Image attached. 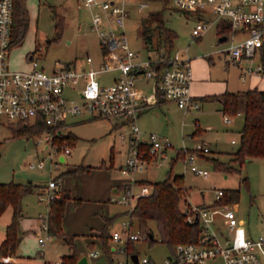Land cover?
Here are the masks:
<instances>
[{"label":"rangeland","instance_id":"374dc122","mask_svg":"<svg viewBox=\"0 0 264 264\" xmlns=\"http://www.w3.org/2000/svg\"><path fill=\"white\" fill-rule=\"evenodd\" d=\"M115 1L120 2L121 0ZM126 1L129 12L125 19V36L129 46L139 54H145L142 34L143 16L151 10H161L164 25L175 32L173 48L187 47L192 67L194 68L197 63L202 72L197 78L208 84L201 89L207 90L208 93H204L206 91H195V93L215 94L226 89L238 90L254 85H264V72L250 74L242 80L239 76V67L234 63L225 62L221 49L227 41L218 40L219 33L215 26H211L200 37L192 38L191 28L197 18L199 16L208 17L213 13L204 10L186 11L173 5L172 0H148V4L141 9L137 8L138 0ZM25 3L29 9L28 29L23 38L10 48L9 66L28 69L32 57L38 61L40 67L51 71L61 65L74 68L75 62L84 61L86 55H90L94 63L101 60V46L96 32L91 28L90 10L79 0H25ZM112 74V71H106L99 76L109 82ZM167 106L168 111H163L165 105L147 109L138 119L139 126L141 129L167 136L173 142L174 147L185 144L190 149L196 141L205 142L209 151L204 155L198 154L195 161L197 165L206 168L209 174L203 176L185 169L181 158H178L173 162L172 167L170 159L163 160L157 165L151 163L147 170L138 172L137 176L146 174L147 179L159 180L166 176L170 167L174 173L182 174L184 189L179 201L182 209L197 202L222 204L224 203L223 198L215 199L214 190L217 187L238 188L237 200L235 202L225 201V203L233 206L239 223L244 226L247 233L253 237L264 236V158L246 159L241 164L239 173L215 169L210 158L217 157L222 161H230L231 152L238 144L242 116L237 113L228 114L230 121H225L224 114L219 109L220 102L214 98L202 100L199 109L185 114L182 109L173 104ZM109 119L113 118L98 116L75 122L70 128L79 137L71 144V150L65 154L64 161L58 160L57 151H52L48 146L45 147L44 139L38 141L43 137L40 132L16 133L13 129L15 125L10 126L9 123H5V120L0 121V181L27 182L30 180L34 186L21 198L19 225L22 235L14 254L8 260L27 264H55L62 254L69 252V244L59 235L49 232L50 236L44 242L38 241V236L44 237L46 234L40 225V216L46 215L48 203L46 200H39L36 190L46 184L50 178H56L61 171L75 164L89 165L88 170L63 176V183L71 195L66 200V226L75 229L80 227L78 217L81 213L83 216L86 215L89 205L86 203L81 208V213H76L73 209L72 195L80 192L79 195L90 196L96 189L104 190L101 188L104 179L110 181L111 184L116 181H125L127 174L115 166L119 160H124V153L116 148L113 162H109L110 145L114 141L116 147L119 146L118 131L108 132ZM196 122L198 130L197 128L194 130ZM193 130L194 134L191 135ZM232 137L234 142L230 140ZM168 155L171 158L174 157L176 150H168ZM38 159H43V166H28L29 161ZM102 159H105V164L109 165L108 171H103L104 173L99 169ZM244 175L247 176L246 182L241 180V176ZM62 187L61 184L58 189ZM137 188L136 185L135 189ZM109 194L111 195V192ZM112 200L114 202L108 201L107 203L111 209L125 206L127 209L124 211L129 210L127 204L118 203L113 198ZM104 209L106 211V208ZM124 211L119 212L115 217L110 227L111 231L113 227H120L121 222L129 218V214ZM11 215L10 206H7L0 214V243ZM97 216L99 217V214ZM136 224V220L133 219V230L136 229ZM151 224L154 226L153 221ZM62 229L65 230L63 222ZM154 232L156 233L155 229ZM142 236L132 242L138 256H148L154 263L164 264L171 247L159 240L150 243L145 234ZM73 240L78 249L86 250L90 264H107L99 243L95 242L93 246L87 245L85 236L82 234H74ZM110 242L111 245L115 243L112 239ZM92 249L97 250L96 255L88 252ZM113 260L115 264L119 260L125 261V255L113 252ZM261 261L264 264V255L261 256ZM127 264H132V262L128 260ZM205 264H223V261L221 257H215L208 259Z\"/></svg>","mask_w":264,"mask_h":264},{"label":"built area","instance_id":"2783aa9c","mask_svg":"<svg viewBox=\"0 0 264 264\" xmlns=\"http://www.w3.org/2000/svg\"><path fill=\"white\" fill-rule=\"evenodd\" d=\"M79 1L90 10L91 28L101 46V61L93 65L92 57L86 55L82 67L61 65L47 71L32 57L28 69L9 66L14 0H0V121L13 125L41 121L44 124L40 131L43 137L38 141L44 139L45 147L62 154L63 160H58L64 161L71 146L58 143L55 137L67 132V117L123 118L127 130L119 134L126 143V157L119 169L127 174V178L125 186L113 199L127 204L128 208L139 195L149 192L147 184L135 183L137 173L146 170L150 161L160 164L171 159L168 155L170 149L176 152L183 150L181 160L185 169L207 176L209 171L195 161L198 154L209 151L205 142L196 141L190 149L185 144L174 147L167 136L144 131L138 123L142 110L159 103L157 95L175 102L183 112L200 107L199 99L190 91L192 72L189 55L181 48L166 51L161 47L154 55L146 52L141 55L134 51L125 36V19L129 12L126 0ZM172 3L190 12L204 10L213 13L197 18L192 24L191 36L196 39L215 26L218 37L226 36L227 44L221 49L223 58L227 64L234 63L239 67L242 80L250 74L264 72V0H172ZM147 4L148 0H138L137 8ZM113 70L118 74L110 82L106 83L99 77L101 73ZM139 79L152 80L151 93L138 86ZM224 120L230 121L228 114H224ZM43 165V159L28 162L29 167ZM60 185L61 178H50L36 190L39 200H46L49 205ZM214 192L215 199H219L224 188L217 187ZM183 210L188 221L197 216L201 235L196 241L176 242L164 264H205L215 257H221L223 264H262L264 236L248 235L229 203L192 204ZM40 217V225L46 231L44 237L38 236L42 243L50 233L47 213ZM132 226L129 216L111 232V239L115 242L111 249L125 255V261L119 260L117 264H127L128 260L133 264L130 253L126 251V243L129 239L143 236ZM120 242L122 244L119 245ZM96 252L95 249L90 251L91 254ZM9 258L10 254H6L3 260ZM138 264L156 263L148 256H138Z\"/></svg>","mask_w":264,"mask_h":264},{"label":"trees","instance_id":"16d2710c","mask_svg":"<svg viewBox=\"0 0 264 264\" xmlns=\"http://www.w3.org/2000/svg\"><path fill=\"white\" fill-rule=\"evenodd\" d=\"M13 24L11 46L19 42L28 29L29 13L25 0H14L13 3ZM146 53L154 55L161 47L166 51L173 49V29L164 25L161 10H151L143 16L142 30ZM264 59V53L263 57ZM68 67V66H67ZM202 99L214 98L220 102V109L223 114L240 113L242 115V125L239 129V139L237 147L231 152L230 161H222L217 157H210L214 168L225 172H240L241 164L248 158H264V89L256 86L239 89L224 90L220 93L206 94ZM10 126L12 124H9ZM44 127L41 121L34 123L20 122L14 126L16 133H38ZM198 130V126H196ZM196 130V132H197ZM194 134V133H193ZM77 135L67 130L66 133L55 137L58 143H67L71 146L77 139ZM183 150H178L176 155L170 159L171 167L176 159L182 158ZM109 162H113V153L110 151ZM106 160L102 159L99 164L104 167ZM167 171L164 178L150 180L147 178L136 179L137 184H147L149 192L146 195H139L127 212L136 220V230L140 234H145L149 242L159 240L165 242L173 249V245L178 241H196L201 235V225L199 222L189 223L186 219L185 211L179 206L181 194L183 192V175L174 173L172 168ZM87 164H75L70 168L61 171L56 178H62L65 174L88 170ZM242 181H247V176H241ZM124 187L125 184H122ZM32 182L20 181H0V214L10 206L12 215L5 228L4 237L0 243V264H27L15 260H3L6 254L13 255L20 241L22 230L19 225L20 203L24 193L33 189ZM70 193L65 188H60L54 197L49 201L47 211V228L51 234L59 235L69 244V252L62 254L55 264H77L80 251L73 240L72 233H67L62 229V218L67 198ZM223 202H235L238 198V188H224L221 196ZM79 198L75 199L78 202ZM119 212L103 216V224L97 232V239L101 250L105 256L107 264H115L113 260V250L111 249V225ZM121 213V212H120ZM154 222V226L151 222ZM154 229L156 233L154 232ZM151 232L152 236H149ZM156 234V236H155ZM133 240L126 243L128 253L135 252ZM92 244V243H91ZM90 244V245H91ZM176 264H188L180 262Z\"/></svg>","mask_w":264,"mask_h":264},{"label":"crops","instance_id":"0c3cea01","mask_svg":"<svg viewBox=\"0 0 264 264\" xmlns=\"http://www.w3.org/2000/svg\"><path fill=\"white\" fill-rule=\"evenodd\" d=\"M28 8V7H27ZM28 13H29V9H28ZM78 27H79V25H78ZM185 48H186V50H185ZM185 48H181L182 50H184L185 51V53H187L188 54V51H187V47H185ZM190 57V64H191V56H189ZM264 60V59H263ZM101 60L99 59L98 60V63L100 62ZM98 63H94L93 62V60H92V64L93 65H97ZM85 65V62L84 61H79V62H75V67H77V68H79V67H82V66H84ZM113 72V74L111 75V77L109 78V82L113 79V78H115L116 76H117V74H118V71L117 70H113L112 71ZM191 72H192V78H191V83H190V91H191V93L195 96V97H197L198 99H199V101H200V107H201V101L202 100H207V99H213V98H207V99H202L201 98V96H203V95H206V94H197V93H195V91H206V92H204V93H208V91L207 90H201V89H204L205 88V86H207L208 84H207V82L206 81H203V80H201V79H199V78H197V77H199V75H201L202 74V72L200 71V68H199V66H198V64L196 63V65H195V67L193 68L192 67V65H191ZM100 77V76H99ZM102 81H104V82H106L104 79H101ZM107 83V82H106ZM138 86L140 87V88H142L144 91H146L147 93H151L152 92V80H145V79H139L138 80ZM254 86H256V87H258V88H261V89H264V85H261V86H257V85H254ZM253 86V87H254ZM248 88H250V87H248ZM229 90V89H228ZM239 90V89H238ZM202 93V92H201ZM157 98H158V100H159V103L157 104V105H154V106H162V105H165V107L163 108V111H168V104H173V105H175L177 108H180L179 106H177L176 105V103L175 102H173V101H170V100H165L162 96H159V95H157ZM153 107V106H152ZM199 107V108H200ZM149 108H151V107H148V108H146V109H144V110H142L140 113H139V116H138V119H139V117L143 114V112H145L147 109H149ZM198 108V109H199ZM181 109V108H180ZM219 109H220V106H219ZM183 111V110H182ZM191 111H193V110H191ZM191 111H187V112H183L184 114L185 113H188V112H191ZM237 114H239V115H241L240 113H237ZM242 116V115H241ZM87 117H67V122H68V125H67V127H69L68 128V130H71V131H73V129H71L70 127L75 123V122H77L78 120H81V119H86ZM109 130H108V132H111L112 130H116V131H118L117 133H118V137H119V141H118V143H119V146L118 147H116V145H115V143H114V141H113V143L110 145V147H109V151H111L113 154L115 153V150H116V148H118V149H120L123 153H124V155H125V157H126V143H125V140L123 141L121 138H120V134L119 133H121V132H124L127 128V124L125 123V121H124V119L123 118H113V119H109ZM196 129V126H195V128H194V130ZM142 130H144V131H147V130H145V129H142ZM194 130L191 132V135H193V132H194ZM148 131H151V130H148ZM74 132V131H73ZM76 135H77V133L76 132H74ZM77 137H79L78 135H77ZM78 139V138H77ZM76 139V140H77ZM231 139H234L233 137L232 138H230V140ZM232 142H234V141H232ZM208 152V151H207ZM205 153H202V154H200V155H204ZM124 160H125V158H123ZM124 160L123 161H121V160H119V162H118V164L117 165H115L116 166V168H119L121 165H122V163L124 162ZM151 163H154L155 165H157L155 162H153V161H150L149 162V165L151 164ZM114 165V164H113ZM149 165H148V167L147 168H149ZM108 166L109 165H105L104 167H99V169H100V172H107L108 171ZM147 170V169H146ZM103 172V173H104ZM138 178H148V176L146 175V174H141V175H138ZM126 179V178H125ZM63 181H64V177L63 178H61V184H62V186L64 187V188H66L68 191H69V189L64 185V183H63ZM125 182H126V180L125 181H116L114 184H111V182L109 181L108 182V180L107 179H104L103 181H102V186H101V188L102 189H104V190H97L96 189V191L94 192V193H92V195H90V196H88V195H86V194H80L79 195V193L80 192H78L76 195H72V197L74 198V200H73V205H74V207H73V209H74V211L76 212V213H78V214H80L81 213V208L87 203L89 206H88V211H87V213H86V215L85 216H83L82 215V213H81V215H80V217H78L79 218V220H80V227H78V228H72V227H70L68 224V226L69 227H67L66 226V223H67V219L65 220V211H66V209H67V205L65 204V209H64V215H63V218H62V222H63V224H64V231L65 232H67V233H72V234H82V235H84L85 236V242H86V244L87 245H90L91 243V245L90 246H93V244L95 243V242H97V243H99L98 242V239H97V232H98V230L101 228V226H102V224H103V216L104 215H110V214H113V212H122V211H124L125 209H127V207H120V208H117V209H115V208H110V206L107 204L108 203V201L109 202H114L113 200H112V198H113V196H116L117 194H118V192L123 188V186H122V184H125ZM108 184H109V191H108ZM40 186V185H39ZM111 188V189H110ZM111 192V195L109 194ZM69 193H70V191H69ZM71 196V195H70ZM76 198H79V201L78 202H75V199ZM212 202H209V203H202V202H197V203H195V204H201V205H208V204H211ZM234 207H236V204H234ZM104 208H106V211H105V209ZM115 209V210H114ZM97 214H99V217L97 216ZM243 226V225H242ZM244 227V226H243ZM116 228H118V227H113L112 228V230L113 229H116ZM245 229V228H244ZM245 231H246V229H245ZM246 233H247V231H246ZM248 235H250V236H252L251 234H249V233H247ZM50 236V235H49ZM48 236V237H49ZM47 237V238H48ZM136 240V239H135ZM79 251H80V253L81 254H86L87 255V259H88V264H90L89 262V256H88V253H86V250L84 249V250H82V249H80L79 248ZM90 251L91 250H89L88 252L90 253ZM91 254V253H90ZM91 255H96V253L95 254H91ZM10 257H11V255H10ZM59 261V260H58ZM57 261V262H58ZM56 262V263H57Z\"/></svg>","mask_w":264,"mask_h":264},{"label":"water","instance_id":"95a60500","mask_svg":"<svg viewBox=\"0 0 264 264\" xmlns=\"http://www.w3.org/2000/svg\"><path fill=\"white\" fill-rule=\"evenodd\" d=\"M112 1V0H111ZM225 35H220L219 37H218V40L219 41H222V40H224L225 39ZM46 146V145H45ZM58 158L60 159V160H63V155L62 154H60L59 156H58ZM197 222V216L192 220V221H190L189 223H191V224H193V223H196ZM149 234V236H152V234H151V232H149L148 233ZM130 259L133 261V264H138V253L137 252H132V253H130ZM77 264H88V259H87V255L86 254H82L79 258H78V260H77Z\"/></svg>","mask_w":264,"mask_h":264}]
</instances>
